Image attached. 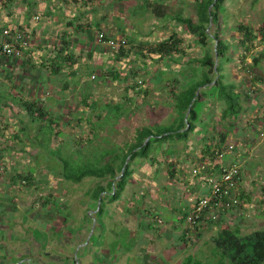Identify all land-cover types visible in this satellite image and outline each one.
I'll return each instance as SVG.
<instances>
[{
  "label": "rangeland",
  "instance_id": "374dc122",
  "mask_svg": "<svg viewBox=\"0 0 264 264\" xmlns=\"http://www.w3.org/2000/svg\"><path fill=\"white\" fill-rule=\"evenodd\" d=\"M162 3L167 8L160 16H145L130 6V15H137L140 38L132 33L124 37V60L111 70L119 72V78L89 79L84 94L94 112L83 109L84 103L79 107L81 91L76 92L72 109L77 114L72 117L81 118L77 126L47 142L46 153L21 160L23 172L10 179L4 174L0 264H182L188 255L211 264L214 238L221 227H239L242 234L264 229V39L259 34L264 0H224L219 10L217 29L226 45L225 57L219 61L225 81L234 83L241 95L243 109L237 117L221 121L223 105L216 89L213 84L201 87L204 94L194 105L195 128L188 139L169 135L156 152V161H128L132 173L115 200L106 194L108 176L74 182L61 174L63 160L75 159L82 167L98 160L106 149L125 148L142 126L155 129L179 122L171 93L200 80L196 60L206 50L214 54L215 42L206 38L197 44L175 18L181 14L196 20L195 0ZM241 24L253 36L245 45L238 30ZM210 29L213 32L216 25ZM173 33L182 38L179 53L159 58L147 51ZM221 132L227 137L217 161L240 167V189L245 194L239 205L207 212L197 226H189L183 218L189 210L188 197L206 191L191 170L203 162L215 165L203 146L220 140ZM22 175L30 176V182L20 180ZM9 180L11 186L6 184ZM99 185L106 190L100 200L93 197ZM100 206L103 211L98 214Z\"/></svg>",
  "mask_w": 264,
  "mask_h": 264
},
{
  "label": "crops",
  "instance_id": "0c3cea01",
  "mask_svg": "<svg viewBox=\"0 0 264 264\" xmlns=\"http://www.w3.org/2000/svg\"><path fill=\"white\" fill-rule=\"evenodd\" d=\"M155 2L158 0H0V43L6 39L5 28H10L11 37L23 34L29 40L20 58L0 53V192L4 174L10 179L23 172L21 160L46 153L47 142L77 126L81 118L72 117L77 114L72 109L77 104L72 100L76 92L81 91L79 107L84 103L87 107L83 109L94 112L84 94L89 79L119 78L111 70L124 60L123 50H110L97 40V33L110 38L132 33L139 40L137 15H130V6L149 16L155 15L151 8Z\"/></svg>",
  "mask_w": 264,
  "mask_h": 264
},
{
  "label": "trees",
  "instance_id": "16d2710c",
  "mask_svg": "<svg viewBox=\"0 0 264 264\" xmlns=\"http://www.w3.org/2000/svg\"><path fill=\"white\" fill-rule=\"evenodd\" d=\"M224 0H195L196 6V20L191 17H185L181 14L176 16V20L184 25V28L192 33L195 41L201 45L206 38L214 40L215 52L214 54L206 50L199 62L201 67L200 80L191 83L178 92H172L174 101V109L177 113V125L156 127L155 129L150 126H142L137 129L136 136L133 142L125 145V148H110L101 152V157L95 162H84V166L80 167L74 160L64 161L62 163L63 170L61 174L69 180L74 182L80 181L83 177H110L108 181V192L106 193L110 200L117 199L127 183V178L131 175V170L128 168V161H133L136 158L148 159L156 161V152L161 149V143L166 140V137L176 134L178 139L186 140L189 133L195 128L194 121L196 120V110L194 105L201 97V87L213 84L216 89L217 100L223 105L220 112V120H228L237 117L243 106L241 104V95L235 89V84L225 81V76L222 69L220 59L225 57L226 45L220 37L218 31V18L221 4ZM152 10L157 16L163 14L167 5L162 2H155L151 5ZM215 24L216 30L212 32L210 25ZM238 30L242 33L244 40L241 43L245 45L246 42L251 41L252 34L247 31V27L243 24L238 26ZM259 34L264 39V23L259 30ZM182 38H178L175 33L168 36L157 44L152 46L148 52L159 54V58L164 55L170 56L173 53H179L181 48ZM121 49V48H120ZM119 49V50H120ZM120 52H122L120 50ZM217 56V60L215 59ZM117 76L119 72L116 73ZM230 127V123L227 125ZM227 128V131H228ZM227 132L220 133V140L216 143L209 142L203 147V151L209 153L210 158L215 161V167L218 169L217 164L218 154L221 151V146L225 142ZM212 139V138H211ZM206 140V139H205ZM217 151V152H216ZM109 156L110 159H106ZM105 158V159H104ZM61 160V159H60ZM76 161V160H75ZM62 162V161H61ZM20 180L30 182V176H19ZM105 187L99 185L93 192V197L98 198L102 193H105ZM245 193L240 194L243 198ZM45 205V204H44ZM103 207L97 210L101 214ZM187 211L183 213V218L186 219ZM86 242V241H85ZM84 242V243H85ZM88 244H85L87 247ZM214 261L211 264H264V229L254 230L247 234H242L239 227L223 228L218 235L214 238ZM182 264H207L195 256L188 255L184 258Z\"/></svg>",
  "mask_w": 264,
  "mask_h": 264
},
{
  "label": "built area",
  "instance_id": "2783aa9c",
  "mask_svg": "<svg viewBox=\"0 0 264 264\" xmlns=\"http://www.w3.org/2000/svg\"><path fill=\"white\" fill-rule=\"evenodd\" d=\"M8 2L9 0H1ZM38 15L35 16L37 20ZM2 34L6 39L0 43V53L9 55L15 58H20L23 51L29 45L28 39L23 34H18L17 37H11L10 28H5ZM97 40L110 50L118 51L123 46H126L127 40L125 38H110L105 36L104 32L97 34ZM94 76H92L93 78ZM228 149H233L232 145ZM217 152V151H216ZM224 151H220L218 158L222 157ZM211 162H203L196 164L191 170V176L196 178L207 192L197 193L188 197L189 210L186 216V221L189 226H197L201 222L207 212H218L229 206H237L240 203V182L242 172L239 166L235 164L224 165L219 163L218 169ZM194 184V182H192ZM214 218L216 216L213 215Z\"/></svg>",
  "mask_w": 264,
  "mask_h": 264
},
{
  "label": "water",
  "instance_id": "95a60500",
  "mask_svg": "<svg viewBox=\"0 0 264 264\" xmlns=\"http://www.w3.org/2000/svg\"><path fill=\"white\" fill-rule=\"evenodd\" d=\"M128 159H129V158H127L125 165L128 163ZM99 198H100V197H99ZM99 200H100V199H99Z\"/></svg>",
  "mask_w": 264,
  "mask_h": 264
}]
</instances>
